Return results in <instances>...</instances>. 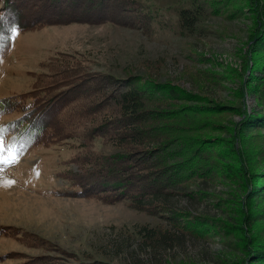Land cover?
I'll use <instances>...</instances> for the list:
<instances>
[{
    "label": "rangeland",
    "instance_id": "obj_1",
    "mask_svg": "<svg viewBox=\"0 0 264 264\" xmlns=\"http://www.w3.org/2000/svg\"><path fill=\"white\" fill-rule=\"evenodd\" d=\"M81 2L63 14L79 20L19 33L0 62L14 103L0 124L56 101L67 124L0 173L14 181L0 186V264H264V0ZM127 86L144 103L131 119L115 101ZM128 126L139 144L116 141ZM124 167L156 179L74 195L76 175ZM145 229L178 237L148 243Z\"/></svg>",
    "mask_w": 264,
    "mask_h": 264
},
{
    "label": "trees",
    "instance_id": "obj_2",
    "mask_svg": "<svg viewBox=\"0 0 264 264\" xmlns=\"http://www.w3.org/2000/svg\"><path fill=\"white\" fill-rule=\"evenodd\" d=\"M82 0H44V3L50 2L52 3L53 9L49 8L43 15H35V13L31 10V6L34 5L36 2L34 0H0V16L4 18L3 21H0V28H3L5 30V34H7L6 29L16 25L19 27V33H23L28 30H32L34 28H37L39 26H47L51 23H54L53 21H57L59 23H63L66 21H77L76 17L74 18H67L63 14L72 13L74 10L76 13H84L86 12L84 9V5L81 2ZM69 5H72V7H69ZM102 2L101 0H93V3L91 4V8H96L97 6H101ZM35 7V6H33ZM39 7L41 9H44L43 6L39 3ZM59 7V8H58ZM63 8V10H62ZM29 10L31 11L32 15H29L23 19L20 18V12L23 10ZM57 9V12H56ZM55 11V12H51ZM62 11V12H61ZM62 14V15H61ZM64 16V18H62ZM180 19L182 20L183 24L186 27H193L195 24V19L192 18L189 10H181L179 13ZM83 18V16H80ZM44 21V22H43ZM88 22V21H87ZM262 25H264V18L262 19ZM264 30V29H263ZM264 34L260 33V35ZM11 42H8L6 45L5 54L7 50L9 49ZM138 88L133 86H127L124 91H122L119 95H117V99L115 101L117 102V110L118 113L123 116L125 119H131L139 114V111L143 107V102L141 100L140 92H138ZM47 91L38 92L37 94L32 95L33 97L42 98L46 96ZM65 97L57 98V100H64ZM59 101H56V104H53V102L44 103L43 106H41L40 109L36 110L37 107L36 104L31 105L30 103H25L24 106L28 107L26 111H24L23 117L21 119H15L13 121L8 122L5 126H11L15 125V127L10 131L8 135H15L18 139L22 138L27 143L24 145L26 153L29 149L44 144L45 142H54L58 140V137L60 135V129H63L67 126L66 123H63L61 125H56L55 118L57 117L61 106H58ZM14 103L12 101L3 103L0 101V116L5 114L7 111H9ZM24 110V109H23ZM21 110V111H23ZM134 116V117H133ZM131 117V118H130ZM71 117H68L66 119H69ZM130 126H128L129 128ZM124 129V128H123ZM122 129V131H123ZM92 130V129H91ZM136 128L130 127L129 133H133L134 136H127L126 131L123 133L122 131L117 132L116 135V141L119 144H122L124 142L139 144L140 140L136 136ZM92 136L91 139L96 138V136H99V132L96 128L92 130ZM88 134V133H87ZM99 134V135H98ZM89 135V134H88ZM100 137V136H99ZM118 158H122V155L118 156ZM96 160L97 157L92 158L90 161H88L87 165L96 166ZM116 162L117 159H114ZM113 165V163H111ZM120 173L122 177H119L117 175V172L115 170L107 168L106 173L103 174L104 177H101L100 174L95 176L94 181H89L88 179H82L76 175V178L78 179L79 183L76 185V190L74 191L75 196H91L93 195V190H96L97 188L102 189L103 191L107 190H115L114 188H125L126 186H134L138 184H142L141 182H144L146 180H155V174H152L149 172L148 174H141V178H135L138 173H134L129 168H119ZM113 170V172H111ZM84 173V171H82ZM88 176L89 173H86ZM148 184V183H146ZM96 186L95 189H92V186ZM107 189V190H105ZM102 192V191H101ZM160 193H156L154 196L158 198ZM104 196H107L104 193ZM144 237L146 239V242L153 243V242H160L163 243L166 246H171V243L175 241L174 238L178 237L176 234H169L168 232L165 233H157L156 231H153L152 229H145ZM177 239V238H176ZM261 251V250H260ZM257 252V249L252 250L251 253ZM262 254V252H261ZM259 263L256 260V264Z\"/></svg>",
    "mask_w": 264,
    "mask_h": 264
},
{
    "label": "snow or ice",
    "instance_id": "obj_3",
    "mask_svg": "<svg viewBox=\"0 0 264 264\" xmlns=\"http://www.w3.org/2000/svg\"><path fill=\"white\" fill-rule=\"evenodd\" d=\"M4 18L0 16V21ZM5 30L0 28V62H2L3 53L6 45L10 41H14L19 35V27L13 25ZM15 125L4 126L0 124V173L5 167H13L19 163L20 158L24 155V145L27 143L22 138L18 139L15 135H8ZM13 180L0 181V186H12Z\"/></svg>",
    "mask_w": 264,
    "mask_h": 264
}]
</instances>
